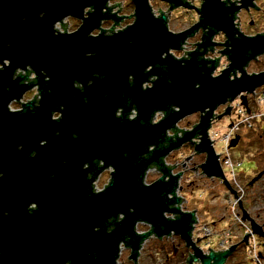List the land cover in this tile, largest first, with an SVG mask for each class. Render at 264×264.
Listing matches in <instances>:
<instances>
[{
  "label": "water",
  "instance_id": "obj_1",
  "mask_svg": "<svg viewBox=\"0 0 264 264\" xmlns=\"http://www.w3.org/2000/svg\"><path fill=\"white\" fill-rule=\"evenodd\" d=\"M110 1L0 0V264H118L123 245L131 250L130 260L139 264L146 241L173 235L193 248L187 264H226L238 244L223 252L210 249L209 255L196 245V213L178 206L183 201L177 195L183 172L172 175L164 159L200 135L196 151L207 153L202 170L225 180L238 199L208 132L215 118L231 114L229 105L216 117L220 106L240 95L247 106V95L264 85V72L250 75L244 70L264 41L251 39L244 46L242 40L234 42L228 53L231 64L214 77L217 61L199 60L195 53L190 60L174 58L171 51L180 50L190 33L171 32L167 17L153 12L151 0H131L135 13L127 18L134 16V23L106 35L104 20H113L116 27L125 19L113 12L121 3L112 8ZM216 2L204 3V22L217 18L214 24H223ZM68 17L82 21L73 33H67L69 23L61 24L66 32L56 28ZM30 70L35 80L23 73ZM153 76L157 79L144 88ZM75 82L84 83V89ZM35 86L39 105L30 101L12 110L11 103ZM119 108L123 115L117 123ZM133 108L137 116L130 120ZM158 111L166 116L154 124ZM55 112L62 113L61 120H53ZM197 113L200 122L192 130L167 137L169 129ZM239 141L237 136L230 147ZM34 151L36 157L31 156ZM92 158L105 165L91 164L88 179L82 166ZM110 166L114 171L108 187L94 192L95 178ZM153 166L162 177L147 185ZM32 204L37 208L31 211ZM243 220L264 237L248 213ZM141 222L152 229L140 233ZM250 235L243 240L246 245Z\"/></svg>",
  "mask_w": 264,
  "mask_h": 264
},
{
  "label": "flooded vegetation",
  "instance_id": "obj_2",
  "mask_svg": "<svg viewBox=\"0 0 264 264\" xmlns=\"http://www.w3.org/2000/svg\"><path fill=\"white\" fill-rule=\"evenodd\" d=\"M154 2L162 4V7H160V9H159V14L160 15L164 14L167 17L168 28L171 32H173L174 34H182V33H186V32L190 33V35L184 41L180 50L171 51V54L174 56V58L177 60H190L191 55L193 53H195L196 55H199V57H198L199 60H206V61H208V63L209 62L212 63L214 61H217L218 62L217 68H216L215 72L213 73L214 77L219 76L222 73V71L225 70L226 68H228L229 65L231 64V62L228 59L229 58L228 53L233 49V43L234 42H239L242 40V45H243L244 43H246L247 41H249L251 39H260L261 41L262 40L264 41V0H217L216 3H217L218 11H219L218 14L223 20V22H222L223 24L218 23V25L214 24L215 23L214 21H218L217 18H213L214 21H212L210 23L203 21L204 17L202 15V8H203V5L206 2V0H155ZM212 3H214V2H212ZM109 7L113 8V6H111L110 3H109ZM88 11H90V9H87L86 12H88ZM113 12H115L114 8H113ZM118 14H119V12H118ZM119 15L124 16L125 19L127 18V16H125V15H122V14H119ZM69 18H71V17H68V19ZM110 22L111 23L113 22L111 27L109 29L104 28V25H106ZM63 23H65V20L63 22L59 23V25H61V24L64 25ZM114 26H115V22L113 20H104L101 24V27L105 30L106 35H108V36L113 35L120 30H124V29L119 28L121 26V24L116 26V27H114ZM56 28L58 29L57 26H56ZM96 31H98V34H94V33L93 34L97 36L100 34V31L99 30H96ZM61 32H66V31H61ZM73 32H75V31H73ZM73 32L67 31V33H73ZM263 47L260 49V53H258L255 58L251 59L244 66V70H246L248 74L252 75V74H260V73L264 72V49H263ZM249 54H250V52H249ZM167 56H168V54H165L164 58H167ZM254 62L261 63V64L263 63V65H262L263 69L259 72H253V73L249 72V68ZM223 64L225 65V67L223 69H221L222 71L217 75V73H216L217 70H219V68ZM209 66H211V64H208V67ZM163 67L166 68L167 65H164ZM150 70H151V67L147 68L146 72H148ZM24 73L30 74V80L36 79V75H35V73L32 72V70H30L28 72H24ZM239 76H240V74H239ZM156 79H157L156 76L151 77L149 79V81L144 84V88L151 86L152 82H154ZM128 80L132 84L134 82V76L130 75L128 77ZM75 86L80 88V89H84L85 84L75 82ZM262 87H264V85L261 87H258L253 94L247 95V106H244V104H243V107L247 110L248 113L255 112L256 114L259 115V117H257L253 121V123L251 124L250 127H242V132L240 131V133L236 134V136L240 137V141L238 143V145H239L240 142L243 141V138H244L243 132L254 130L257 123L260 120L262 121V124L259 127L258 132L256 134L257 137L255 139V146L249 145L246 149L247 156L251 160L254 161L255 168H254V171L252 174L247 175V176L242 174L240 176L241 180H242L243 196H242L241 201L239 202L238 211L240 214H242V216L244 215V212L248 213L256 221V223L262 227V229L264 231V111H257L258 106H264V103L262 102V98L264 96V91L259 93V90ZM34 89H37L38 93H39V87L38 86H35L32 90H34ZM25 95L23 96V98L25 97ZM38 95H35L34 98L30 100V101H34L36 106L39 105V101L41 99L40 93ZM243 95H245V94H243ZM22 99L20 101H14V102H21ZM30 101H27V102H30ZM27 102H22L21 109L23 107V104H25ZM10 107H11V105H10ZM173 109L178 110V108H176V107H173ZM17 111H19V110H17ZM225 111H226L225 107L220 106L215 112L216 117L221 115V114H224ZM122 115H123V109L119 108L115 114V119H116L115 121L117 123H119V119L122 117ZM195 115H197L198 117L201 118L200 113H197ZM136 116H137V112L133 108L132 111L130 112V114L127 116V118L130 120H133ZM165 116L166 115H165L164 111H158L155 113L154 118L152 119V122L154 124L159 123L161 120H163L165 118ZM225 117H230L231 122H232L236 118V112L232 109L231 114L224 116L223 118H225ZM52 118L55 121H59L62 119V113L61 112H55V113H53ZM186 119L187 118L183 119L182 121H184ZM222 119H220V120H222ZM182 121H180V122H182ZM218 121H219L218 118H215L212 122L211 128ZM198 122H200V120ZM179 123H177V125L174 129H169L167 131V137H175V136L176 137L177 136L182 137L181 131L184 129L179 127ZM197 124H199V123H197ZM78 130H80V129H78ZM211 133L212 132L210 129V131L208 132L210 140H211V138H210ZM59 134H60V132H57L55 135H59ZM74 137L77 138V135L74 134ZM198 138H200V140H198ZM99 140H102V139L99 138ZM211 142H212V146L214 148L216 155H218L219 153L215 150L214 141L211 140ZM45 143H46V141L42 142L43 145ZM97 143L98 144L100 143V141H98V139H96V145H97ZM200 143H201V136L197 134L193 140V143L185 145V146H188L194 152L191 157L189 155V158H187L188 160L185 158L184 155H183L184 157H182V156L179 157V153L182 151L183 146L178 150L172 151L164 159L166 166L171 168L172 175L175 176V175L181 173V171L179 169L180 166L190 167V166H192V162L195 161L197 159V157H199V156L201 157L199 163L197 162V167H195V168L191 167L193 169L192 172H193V174H195V177L193 175L190 178L191 179L190 183L188 185L186 184V186H185L184 183H180V180L185 178V172H183V175L179 180V185H178V189H177L178 197L182 198V200H183L178 205L181 208V210L183 212H195L196 213V218H197L198 223L194 224V229H195V225L201 226L200 225V222H201L200 214H199L198 210H190L188 206H185L186 204H188V202L183 195L184 191L190 190V189L194 190L195 188H200L203 186V184L206 187L209 186V188H211V190H213L215 187L213 185H210V183L216 184L217 182H219L220 185L224 186L225 189L230 192V196H231V190L227 186L225 180H223V182L221 183L215 177H208V175L202 170L201 166L203 164H205L207 161V153H199L198 151H196V146L199 145ZM68 145H70V142ZM22 148H23V146L18 147V149H22ZM153 148L154 147H151L150 150H152ZM231 149L232 148L230 147V153H231ZM36 155H37L36 151L32 152V154H31L32 157H36ZM94 156H96V155H94ZM184 158L186 159V163L188 162V164L182 163V160H184ZM243 159H244V156H242V160ZM66 162H69V160H67ZM66 162L64 161V163H66ZM91 164L96 168H99V167L101 168L105 165V162L103 160L97 159V158H92L89 160V162H84L82 169L85 171V175L87 176L88 179L92 178V175H93L91 172H88V173L86 172V170L91 167ZM242 164H243V161L240 162V166ZM151 170H157L158 173L161 175L160 177H162V173H160V171L157 169L156 166H153V168L149 169V171L147 172V175H146L145 184H147V185H151V184L147 183V177H148V174L150 173ZM113 171H114V168L112 166H110L97 175V177L95 178V180L93 182L94 192H97V193L102 192L108 187V185L111 181V178H112V172ZM105 174L109 175V179H108L107 183H105L103 185V187L100 188L98 186V184ZM1 176H2V174H0V177ZM224 176H225V173H224ZM225 179L227 180L228 184L231 186L229 178L225 176ZM166 180H169V177H167ZM253 190H254V193L252 195H250V191L252 192ZM234 195L235 194L233 193V196ZM169 196H170V198L173 197L172 195H169ZM36 208H37V205H35V204H32L29 207V209L31 211L36 209ZM167 215H168V217L172 216L169 214H167ZM142 223L143 222H141L139 224H142ZM246 223H248V222H246ZM143 224H146V223H143ZM249 224H250V222L247 225H249ZM146 225H148V224H146ZM204 228L208 229L209 226L205 225ZM111 229H109V230H111ZM151 229L152 228L150 226L149 231ZM209 229H210V232L212 234H210V235L203 234L198 239L195 238V235L193 236V232H192L193 241L196 242V245L202 251L204 250V248H202L200 246V243L204 239H207L209 237H213V235L215 233L211 228H209ZM173 236L176 237V235H173ZM255 236L260 238L263 241V245H264V237L257 236V235H255ZM151 238L158 239L155 236H153ZM169 238H164L162 240L158 239V240L159 241H165V239H169ZM178 238H179L180 242L177 244L175 243L172 247V258L176 259V260H180V262L182 261L181 264L182 263L187 264V259H188L189 255L193 252V248H192V246H187L186 242L180 236H178ZM199 240H200V242H199ZM242 246H246V244L244 242H242V244H240L236 250H238ZM127 249H129V248H127ZM208 250H209V252L207 255L210 254V249H208ZM208 250H206V251H208ZM129 259H130V257H129ZM131 262L134 263V261H132V260H131Z\"/></svg>",
  "mask_w": 264,
  "mask_h": 264
},
{
  "label": "rangeland",
  "instance_id": "obj_3",
  "mask_svg": "<svg viewBox=\"0 0 264 264\" xmlns=\"http://www.w3.org/2000/svg\"><path fill=\"white\" fill-rule=\"evenodd\" d=\"M154 1L155 0H151L150 4L152 6L153 12L159 16L160 15L159 9H160V7H162V4L154 2ZM116 3L117 4L121 3L120 7L117 6L114 8V11L116 13L119 12L121 10V8H123L122 11L119 12V14L125 15L127 17L134 15L135 7H134V4L131 0H111L110 1L111 6L115 5ZM134 21H135L134 16L131 18H126L121 23V26L119 28L125 29L129 25L133 24ZM67 23H69V25L67 26L68 32L76 31L82 24L81 21L73 19V18L65 19L64 24H67ZM112 23L110 22V23L104 25V28L109 29L111 27ZM57 27L60 31H65V29L62 27V25L58 24ZM94 34H98V31H95ZM262 65H263V63L261 64V63L254 62L250 66L249 72L253 73V72L261 71L263 69ZM224 67H225V65L223 64L219 68V70H217V72H216L217 75L222 71L221 69H223ZM263 91H264V87L260 88L259 93H261ZM38 94L39 93H38L37 89L29 91L25 95V97L22 99L21 102H13L11 104V109L14 111L20 110L22 102L30 101L31 99L34 98L35 95H38ZM242 94H245V93H242ZM257 111H264V106H258ZM186 118H187L186 120L179 123V127H181L184 130H192V128L197 123H199L198 121L200 120V117H198L195 114L188 116ZM230 123H231L230 117H225L222 120H219L211 128L212 134L218 133L220 135V134L224 133L225 131H227ZM261 124H262V121L260 120L257 123L254 130L244 131L243 132V137H244L243 141H241L240 144L236 148L231 149V153H230L231 158H233L236 163H240L243 161V164L241 166L236 165V169H235L236 173L234 174V176H236V179L238 180L237 183L239 184V186L236 185L233 180H231V182H232L231 188L234 191L239 192L240 198H242V196H243L242 180H241L240 176L242 174L246 175V176L252 174L254 171V168H255L254 161L251 160L247 156L246 149L249 145L255 146V139L257 137L256 134H257L258 129L261 126ZM240 131L242 132V128ZM236 137L237 136L235 135L233 139H235ZM198 140H200V139H198ZM222 148H223V144L218 141L215 144V150L219 154H221ZM193 153L194 152L188 146L184 145L182 151L179 153V157L185 156V158L187 159V158H189V155L191 157L193 155ZM242 156H244L243 160H242ZM185 158H184V160H182L183 164L186 163ZM200 158H201L200 156L197 157V159L192 162V166H190V167L180 166V168H179L180 171L185 172V178L180 180V183H184L186 186V184L188 185L190 183V181H191L190 178L193 175L195 177V174H193V172H192L193 169L191 167H193V168L197 167V162L199 163ZM186 164H188V162ZM225 171H226V173H231V170L227 169ZM160 176L161 175L158 173L157 170H151L150 173L148 174V177H147V183L152 184L153 182L159 180L161 178ZM108 179H109V175L105 174L103 176V178L100 180L98 186L100 188H102L103 185L105 183H107ZM231 179H232V176H231ZM218 180L221 182V178ZM210 185H213L215 188L213 190H211V188H209V186L206 187L203 184V186L200 188H195L194 190L190 189V190L184 191L183 195L188 202V204H186L185 206H188L190 210H198L199 211L200 218H201V222H200L201 226L195 232V238L196 239L201 237L202 229L204 228L205 225H208L209 228H211L215 232L213 237H209L207 239H204L200 243V246L202 248H204L203 252H207L206 250H208V249H213L216 252H223V251L230 249L234 245L238 244L237 246H239L240 244H242V241H240L239 239L240 238L242 239V235L245 236L247 232H246V229H244V227H242L238 224L237 219L240 217L243 219V216L242 215H240V217H238L239 215H237V217L233 216L234 215L233 213H235V214L238 213L237 206L235 209H232V204L234 203L233 201H235V198H236L235 195L233 196V193L231 192V196H230V192L228 190H226L224 186L220 185L219 182H217L216 184L210 183ZM253 193H254V190L252 192L250 191V195H252ZM244 222L249 223V221H244ZM137 229L140 233L146 232V231L148 232L150 229V226L142 223V224L138 225ZM228 229L233 230V233H234L233 237H234V240L236 242L233 245H231V247H225L224 248V247L220 246L221 240H222L221 234L223 233V231L228 230ZM257 239H258V243H259V251L264 254L263 241L258 237H257ZM179 242L180 241H179L178 236H176V237L172 236L169 239H165V241H159L158 239L151 238L150 240L146 241L143 245V249L141 250V256L139 259V264H181L182 261L180 262V260H176V259L172 258V247L175 243L177 244ZM249 251H250L249 246L240 247L238 250H236L233 253V255L229 258V260H227L226 264H253V261L251 260V258L249 256ZM130 255H131V250L127 249L123 245L118 264H134L129 259Z\"/></svg>",
  "mask_w": 264,
  "mask_h": 264
},
{
  "label": "built area",
  "instance_id": "obj_4",
  "mask_svg": "<svg viewBox=\"0 0 264 264\" xmlns=\"http://www.w3.org/2000/svg\"><path fill=\"white\" fill-rule=\"evenodd\" d=\"M243 95V94H242ZM262 102L264 103V96L262 98ZM231 105L232 109L236 112V118L231 122V124L229 125L227 131H225L222 134H210V138L212 141H214V144H216L218 141L220 143L223 144V148H222V153L218 154L219 156V162L220 165L222 167L223 172L225 173V176L229 178V181L232 185L231 180H233L235 182L236 185L239 186V184L237 183V179L236 176H234L235 169H236V165H240V163H236L234 161L233 158H231L230 155V143L232 141V139L234 138V136L236 134H238L241 130L242 127H250L251 124L253 123V121L259 117L258 114H256L255 112H251L248 113L247 110L243 107V100L241 99V95L238 97V99H236L234 102L227 103L226 105H223L225 107V109ZM231 170V173H226L225 170ZM232 176V179H231ZM216 178V177H215ZM220 179V178H217ZM223 182V179H221V183ZM238 195V199L235 198V201H233L234 203L232 204V209H235L237 206V210H238V205L239 202L241 201L242 198H240L239 196V192H237ZM234 217H237V215H239L238 217H240L239 211L237 214L233 213ZM238 220V224L242 227H244V229H246V232L251 234L250 238H249V246L250 247V251H249V256L251 258V260L253 261V264H264V255L263 253H261L259 251V243H258V239L255 236V234L252 231L251 225H247L246 222L243 221V219L240 217L237 219ZM199 225H195V229L193 230V236L195 235L196 230L199 228ZM206 234V235H210L212 234L210 232V229L208 228H203L202 229V235ZM222 236V240H221V247H231V245H233L236 241L234 240V233L232 229H228L223 231V233L221 234ZM246 236V235H245ZM245 236L242 235V239L240 238L239 240L244 242V238ZM204 251V250H203ZM209 250L207 252H204L206 255L208 254Z\"/></svg>",
  "mask_w": 264,
  "mask_h": 264
}]
</instances>
